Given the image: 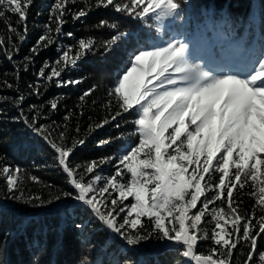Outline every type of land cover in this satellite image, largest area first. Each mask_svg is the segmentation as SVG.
Listing matches in <instances>:
<instances>
[{
  "label": "snow or ice",
  "instance_id": "snow-or-ice-1",
  "mask_svg": "<svg viewBox=\"0 0 264 264\" xmlns=\"http://www.w3.org/2000/svg\"><path fill=\"white\" fill-rule=\"evenodd\" d=\"M32 3L33 0H0V22H6V28L20 42L26 38ZM69 5L82 6L72 12ZM109 7L145 24L170 17L181 19L183 11L181 0H55L45 32L25 61H32L55 44L54 35L73 36L62 30L67 23L65 16L81 21L93 8ZM10 15H15L16 24L23 25V31L13 26ZM95 27L110 29L114 35L100 45L93 38L77 40L73 55H69L72 47H65L54 64L45 62L38 76L57 87L80 84L81 80L62 79V73L77 68L78 62L94 54L98 47L111 52L119 41L128 40L133 47L125 50L127 59L115 71L113 86L108 91L111 99L105 107L117 109L109 113L111 121L135 109L131 121L134 129L129 135L138 136V143L121 147L124 154L118 158L116 171L105 179L97 170L115 157L74 164L76 149L85 143L83 138H70L61 131L57 142L51 138L48 126L39 125L36 117L21 112L23 123L54 150L56 166L65 174L68 190L50 193L51 198L25 195L23 170L0 164V177L4 180L0 217L5 213L4 200L32 208H47L62 201L57 212L70 214L76 206L90 210L127 246L121 255L129 250L140 251L138 246L155 238L163 240L165 247L175 246L188 264H236L234 250L244 256L240 264H264V251L257 249V240L264 234V50L257 54L252 49L243 62L228 63L227 70L221 68L213 75L200 64L190 63L189 45L182 40L153 43L150 38L119 31V24L107 20H100ZM6 43L0 39V45ZM18 51L19 45L12 44L4 54L11 61ZM35 91L39 94L38 89ZM94 91L84 92L80 100L83 102ZM23 99L21 96L16 101L17 106ZM49 104L53 111L58 108L55 100ZM109 123L106 117L94 127ZM115 127L120 128L121 124L117 122ZM75 131L79 133V127ZM115 139L122 140L123 135ZM108 144L111 140H101L97 146ZM31 180L40 183L35 176ZM246 186L252 189L247 195L255 198V204L250 214L241 215L238 199ZM209 192L213 195L209 196ZM129 198L133 202L125 205ZM206 216L210 218L207 221ZM207 223L214 224L211 234L206 227L201 228ZM74 227L83 230L85 225L75 223ZM207 240L216 247L209 248L206 254L198 253V242ZM245 244L247 251H243ZM87 261L85 256L81 264ZM113 264L137 262L124 259Z\"/></svg>",
  "mask_w": 264,
  "mask_h": 264
},
{
  "label": "trees",
  "instance_id": "trees-1",
  "mask_svg": "<svg viewBox=\"0 0 264 264\" xmlns=\"http://www.w3.org/2000/svg\"><path fill=\"white\" fill-rule=\"evenodd\" d=\"M54 3L55 0H33L28 10V31L23 42L6 28V22H0V39L7 42L0 45V98H8L0 99V157H4L0 164L23 170L21 180L25 195L51 198L50 193L55 195L59 190L66 191L68 188L65 174L56 166L54 150L23 123L21 112L25 116L36 117L39 125L48 126L54 140H57L61 131L70 138H83L85 143L76 149L74 164L115 157L111 163L97 170L105 179L116 171L118 158L124 154L121 147L138 143V136L129 135L134 129L131 121L135 118L132 114L135 109L117 117V121H111L109 113L117 109L115 106L112 109L105 107L111 99L108 91L113 86L115 71L127 59L125 50L130 51L133 47L128 40L119 41L111 52L98 47L94 54L79 61L77 68L62 73V79L81 80L80 84L57 87L38 76L45 62L54 64L65 47L71 46L69 55H73L77 40L93 38L100 45L110 39L114 35L112 30L95 27L100 20L117 23L119 31L150 38L153 43L171 40L174 33L191 39L198 36L215 39L216 42L209 46L219 69L227 70L225 65L231 62H243L252 49L257 54L264 50V0H187L186 3L181 0L182 18L167 32L161 29L157 32V27L160 28L158 21L149 20L145 24L116 13L111 7L93 8L86 18H81L83 22L74 21L71 15H67L64 17L67 23L62 30L64 33H73V36L54 35L55 44L26 62L24 58L32 56L30 49L45 32ZM81 6L69 5L72 12ZM10 19L13 26L23 31V25L16 24L15 15H10ZM12 44H18L19 51L9 61L4 53ZM7 84L13 87L9 88ZM30 85L33 87L30 88ZM35 89L39 90V94H36ZM89 89L95 91L82 102L80 97ZM21 96L24 99L17 106L16 101ZM54 100L58 104L55 111L51 110L49 104ZM69 113H72L71 118L66 120ZM106 117L110 120L109 124L102 128L94 127ZM117 122L121 124L120 128L115 127ZM77 127L79 133L75 131ZM121 135L122 140L115 139ZM101 140H111V144L98 147ZM216 175L218 177L219 173ZM32 176L37 177L40 183L33 182ZM103 182L102 179L100 184ZM45 185H52L53 188L49 189ZM3 189L4 180L0 177V197L4 196ZM250 191L252 189L248 186L240 191L238 202L241 215L250 214L253 210L255 198L247 195ZM208 195L213 193L209 192ZM130 203V199L124 201L125 205ZM220 203L216 202L217 205ZM58 204L63 205V202H54L47 208H32L14 201H3L5 213L0 217V264H81L85 256L88 257L87 264H113L116 260L124 259L136 261L137 264H188L180 251L165 247L163 240L155 238L138 246L140 251L129 250L126 255H121L122 249L127 246L107 230L90 210L76 206V210L70 214L57 212ZM224 207L227 211L226 205ZM256 215H260L258 210ZM209 219L205 217L206 221ZM75 223H83L85 228L76 229ZM205 227L211 234L214 224L201 225V228ZM211 247H216L211 240L199 241L197 252L206 254ZM257 249L264 251V234L257 240ZM243 251H247L246 244ZM234 258L236 264H240L244 256L234 250Z\"/></svg>",
  "mask_w": 264,
  "mask_h": 264
},
{
  "label": "rangeland",
  "instance_id": "rangeland-1",
  "mask_svg": "<svg viewBox=\"0 0 264 264\" xmlns=\"http://www.w3.org/2000/svg\"><path fill=\"white\" fill-rule=\"evenodd\" d=\"M176 22H178L177 18L170 17L157 23L159 24L161 30H165V32H167ZM171 40H182L189 45L191 52L190 63L200 64L204 71H211L213 75L218 74L220 69L218 68V63L216 62V58L210 48L212 43L216 42L215 39H207L200 36L191 39L186 36L179 35V33H174V37ZM167 41L168 40H165L163 42ZM127 179L128 176L126 175L125 180ZM129 199L132 201L131 198ZM167 248H175V246H168ZM192 263L195 264V262Z\"/></svg>",
  "mask_w": 264,
  "mask_h": 264
}]
</instances>
